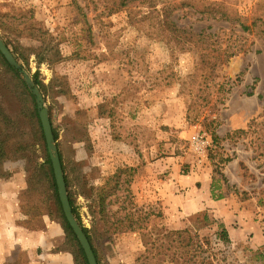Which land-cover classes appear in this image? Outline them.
Here are the masks:
<instances>
[{"label":"rangeland","instance_id":"rangeland-1","mask_svg":"<svg viewBox=\"0 0 264 264\" xmlns=\"http://www.w3.org/2000/svg\"><path fill=\"white\" fill-rule=\"evenodd\" d=\"M110 1L78 0L87 4L88 31L72 0H0V35L33 79L48 86L44 92L37 84L57 132L67 190L101 263L264 264V0H223L231 21L174 13L187 32L211 33L206 66L198 48L174 47L125 9L109 13ZM32 26L48 32L45 40L61 58L27 54L42 45L29 36ZM226 45L239 52L213 64ZM19 90L0 65V122L9 120L0 127V174L23 188L18 223L26 234L0 264H59L54 255L66 236L52 191L37 174L45 149ZM196 133L209 141L204 152L192 141ZM212 133L219 137L213 143ZM102 193L109 194L105 219ZM130 223L139 228L127 229ZM220 225L230 242L218 236ZM184 229L186 245L174 233Z\"/></svg>","mask_w":264,"mask_h":264},{"label":"trees","instance_id":"trees-1","mask_svg":"<svg viewBox=\"0 0 264 264\" xmlns=\"http://www.w3.org/2000/svg\"><path fill=\"white\" fill-rule=\"evenodd\" d=\"M94 1V0H93ZM110 1V0H109ZM110 3V4H108ZM105 6L106 9H108L109 13L120 11L125 9L128 13L131 19H133V16L136 15V23L144 24V26H148L150 30L154 31L153 34H156L161 40H166V42L172 44L174 47L179 49H188L194 46V48H198L199 54H200V66H206V64L209 63L210 59L209 52L210 46L213 43L212 41H209L211 33H205L204 31H200L197 33L194 32H187L189 30L184 29L180 26H178L177 22L173 19V15L175 12L179 11L180 9H186L187 14H198L200 15V18H215L218 20H227L231 21L230 13L228 11V7L226 3L223 0H111L108 2ZM72 11L76 15L77 19L82 20L85 25L88 27V31H91V24L88 20V15L84 11V9L87 7V4H84V6L80 5L78 0H72L71 2ZM140 6H144L147 9H141L136 10V8H139ZM139 13V15H137ZM133 21V20H132ZM240 26L242 30L249 31L251 29V25H248L246 23H240ZM38 30V31H37ZM35 29L34 26L28 28V31H32V33H29L30 37H35L39 40H41L42 45L39 48H33L29 47L26 48L27 54L30 53H36L39 59L42 60L45 59L46 51L50 53V55L55 52V55H59L61 58L62 55L60 54L58 48L56 45L52 44V42H47L45 40V37L48 36V32L42 30V29ZM38 32V33H36ZM216 42V41H214ZM191 44V45H190ZM16 52L20 55V57L27 62L28 55L24 53L23 50L20 49V47H15ZM242 49V47H239ZM213 50V49H211ZM216 50V49H214ZM218 55L216 56L217 60L215 59V62L213 64L215 65H223L228 60L235 56L239 50L236 49H230L229 46L226 45V47H220L218 48ZM0 65L3 66V68L7 71V73L11 76L13 80L16 79V81L19 83V94L23 98L24 102V109L28 112L30 121L32 123V126L35 130L36 140L41 143L45 149V160L39 165L38 167V176L41 178L42 181L46 182L51 191L52 196L55 199L56 205H57V215L61 221L62 228L64 229L66 240L64 250H67L72 253L75 264H89L86 254L75 235L72 227L70 226L69 222L67 221L62 205L59 199L57 184L55 180L54 170L52 166V162L49 156V153L47 152L46 147V140L45 135L42 127V123L39 117V112L37 108V104L35 101L34 95L29 91L26 83L19 77L17 72L13 69V67L10 66V64L7 62L5 57L0 52ZM36 84L40 85L42 90L44 92L47 90L48 86L41 80H39L37 77H35ZM47 93V92H46ZM3 115V114H2ZM8 117L5 115L2 117V121L0 122V127L5 130L6 126L8 125ZM252 120L250 121V123ZM55 139H57V132L53 130ZM219 139L215 133H212L211 139L212 143ZM3 155V146L2 142L0 141V159ZM64 175H65V181L66 184H69L68 177L65 174V164L63 163V157L61 152L59 151ZM119 176V173H115L112 176V179H116V184L119 183L118 179L116 177ZM68 195L70 199V203L72 205V209L74 214L76 215L78 221L82 225L92 247L94 250V253L96 255L98 264H102L101 260L98 256L96 247L93 242V238L91 236L90 230L85 227L79 218L77 207L75 205V199L73 197V194L69 190L68 187ZM109 196V194H100L99 196V206H100V215L102 218H106L107 215V209L105 207V199ZM106 221V220H105ZM139 228L138 226H133L132 223H130L127 226V229L129 230H136ZM221 230L218 232V236L224 241V242H230V235L229 231L226 228L225 225H220ZM121 229V228H120ZM174 233H178L180 243L187 244L186 242V236L184 234L189 233L188 229H184L181 231H175ZM172 232H169L170 234H174ZM168 235V236H169ZM195 236L198 237L197 234Z\"/></svg>","mask_w":264,"mask_h":264},{"label":"water","instance_id":"water-1","mask_svg":"<svg viewBox=\"0 0 264 264\" xmlns=\"http://www.w3.org/2000/svg\"><path fill=\"white\" fill-rule=\"evenodd\" d=\"M0 52L5 57L7 62L11 67L17 72L20 78L26 83L28 89L35 97L37 104L39 117L42 123L45 140L47 144V150L52 162L55 180L57 184L59 199L62 205L64 215L72 227L75 235L77 236L89 264H98L96 255L94 253L93 247L82 227L78 221L76 215L73 212L72 205L70 203L67 185L65 181V175L56 143V139L53 133V127L51 124L48 108L45 104V98L42 94L39 86L36 84L33 77L29 72L23 67L18 58L14 55L11 48L6 44L2 36L0 35Z\"/></svg>","mask_w":264,"mask_h":264},{"label":"crops","instance_id":"crops-1","mask_svg":"<svg viewBox=\"0 0 264 264\" xmlns=\"http://www.w3.org/2000/svg\"><path fill=\"white\" fill-rule=\"evenodd\" d=\"M21 183L23 184V182ZM17 184V179L8 180L0 174V260L5 261L9 258L13 248L21 246L26 240V234L23 233L24 230L18 223L20 218L18 194L23 188L19 189ZM211 185L210 181V187ZM208 204L211 203L208 202ZM32 237L30 231L27 238L29 240ZM47 239L48 237L44 236V242ZM54 256L55 261H58L59 264H75L73 255L69 251L63 250Z\"/></svg>","mask_w":264,"mask_h":264},{"label":"built area","instance_id":"built-area-1","mask_svg":"<svg viewBox=\"0 0 264 264\" xmlns=\"http://www.w3.org/2000/svg\"><path fill=\"white\" fill-rule=\"evenodd\" d=\"M192 141L196 144L198 150L204 152L209 141L200 133H196L192 136Z\"/></svg>","mask_w":264,"mask_h":264}]
</instances>
